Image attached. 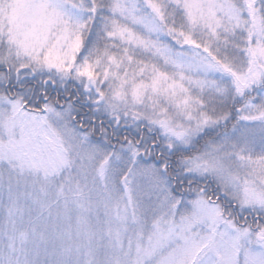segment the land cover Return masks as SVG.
<instances>
[{
  "label": "snow or ice",
  "instance_id": "6c2138e0",
  "mask_svg": "<svg viewBox=\"0 0 264 264\" xmlns=\"http://www.w3.org/2000/svg\"><path fill=\"white\" fill-rule=\"evenodd\" d=\"M0 264H264V0H0Z\"/></svg>",
  "mask_w": 264,
  "mask_h": 264
}]
</instances>
